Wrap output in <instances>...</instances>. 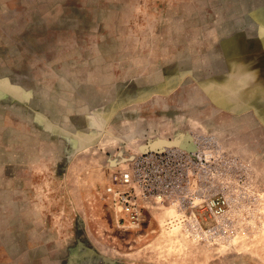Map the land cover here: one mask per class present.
Segmentation results:
<instances>
[{
	"label": "rangeland",
	"instance_id": "1",
	"mask_svg": "<svg viewBox=\"0 0 264 264\" xmlns=\"http://www.w3.org/2000/svg\"><path fill=\"white\" fill-rule=\"evenodd\" d=\"M0 264H264V0H0Z\"/></svg>",
	"mask_w": 264,
	"mask_h": 264
},
{
	"label": "built area",
	"instance_id": "2",
	"mask_svg": "<svg viewBox=\"0 0 264 264\" xmlns=\"http://www.w3.org/2000/svg\"><path fill=\"white\" fill-rule=\"evenodd\" d=\"M172 162L166 166L162 159L165 155L160 152H146L137 155L127 167L114 176L115 181L124 187L115 190L107 187L111 193L113 205L119 207L130 225L137 226L140 219V208L137 199L161 198L166 181L172 182L175 176L182 175L183 165L179 161L184 153L172 149L166 153ZM172 185V184H171Z\"/></svg>",
	"mask_w": 264,
	"mask_h": 264
}]
</instances>
